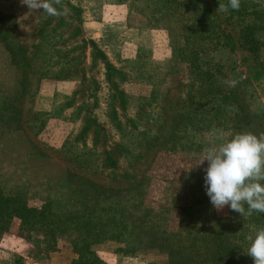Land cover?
<instances>
[{
  "label": "rangeland",
  "instance_id": "1",
  "mask_svg": "<svg viewBox=\"0 0 264 264\" xmlns=\"http://www.w3.org/2000/svg\"><path fill=\"white\" fill-rule=\"evenodd\" d=\"M251 1L75 0L78 36L71 13L0 0V264H225L193 244L223 228L237 230L236 264H254L240 238L255 219L217 211L199 164L206 147L264 132V0ZM89 40L120 70L108 72L124 109ZM107 152L117 175L100 167Z\"/></svg>",
  "mask_w": 264,
  "mask_h": 264
},
{
  "label": "clouds",
  "instance_id": "2",
  "mask_svg": "<svg viewBox=\"0 0 264 264\" xmlns=\"http://www.w3.org/2000/svg\"><path fill=\"white\" fill-rule=\"evenodd\" d=\"M21 4L27 5L31 12L43 11L57 18L71 11L63 0H21ZM240 6L241 0H228L227 5L220 3L217 10L239 11ZM221 82L229 87L238 83L236 80ZM205 160L208 162L205 187L217 211L229 206L245 219L254 212L264 213V132L259 135L237 133L226 142L206 147L199 164ZM247 240L250 242L247 255L254 264H264V227L258 229L254 237L249 235Z\"/></svg>",
  "mask_w": 264,
  "mask_h": 264
},
{
  "label": "trees",
  "instance_id": "3",
  "mask_svg": "<svg viewBox=\"0 0 264 264\" xmlns=\"http://www.w3.org/2000/svg\"><path fill=\"white\" fill-rule=\"evenodd\" d=\"M74 2H75V0H63V4L67 5L68 8L71 10L70 11L71 15L69 16L70 18L67 20L68 26H73L74 32H76V34L79 36L81 34V28H80L81 19L79 18V16L83 12V7L80 5L79 6H73L72 3L74 4ZM243 3H247V5H251L253 2L251 0H241V6L243 5ZM50 21H53V18ZM64 22L66 24V20L61 19L59 21V24H57V25L61 26L62 23H64ZM57 25H55L53 28H51L49 30L50 33L51 32H53V33L57 32L60 29ZM48 27H50V26H48ZM46 32L43 34L42 38L40 39V40H43V44L46 43L47 39L50 37V36L46 35ZM83 45H84V47H83L84 51H86L88 49L92 50L93 60H96V59L102 60L103 65H104L105 69L107 70L106 84L108 85L109 92L111 93L109 100H112V99L113 100H119L122 104V109H124L125 105H124V102H122V101H125V99H126L125 91L121 90V87H119V85H117L116 82L113 80V75H110V72H108L109 69H111V70L113 69V72L120 73V70L115 68L111 64L108 56L102 51L103 49L100 48L99 49L100 51L98 50L96 40H89L87 42H84ZM85 56H86V52H85ZM62 64L63 63L60 64L61 65L60 74L63 75L62 78L67 79L69 77H72V75H73L72 70H73L74 66L73 67H70V66L64 67ZM131 131H132V129H131ZM176 137L177 136H172V138L169 141H173L174 138H176ZM174 143H176V142H174ZM177 144H178V140H177ZM183 148H185V147H183ZM106 157L107 158L105 160V163H103V165L100 167L103 169L108 168L109 171H111V174L117 175L118 174V167H117V164H115L114 161L112 160L113 159L112 154L110 152H107ZM130 175H131L130 172L127 173V176L131 177ZM145 214L147 217H149V210H147L145 212ZM252 218L255 219V221H256V226H254V227H256L257 229L264 227V214L261 215V213H258L257 218L252 215ZM114 221H115V219H114ZM99 223H100V221H99ZM236 232H237V230L232 229V232L228 233V230L226 228H223V230H221V229L217 230L213 236H208L207 234H202V236L199 235V237H200V238H198L199 241L197 242V239H196L193 241V244L194 245L198 244L199 246L200 245L203 246L204 242L209 241L210 243L214 244L215 248H220V250L224 254V257H221L220 253L217 250H214L213 257H214L215 262H217V263L225 262V264H236L237 261H235L233 259V257H234V254L236 252H238V246L236 244H234L235 236H231V235L235 234ZM96 233H97L96 235H103V232L99 231V230ZM250 235H252V234L250 233ZM229 236H231V237L229 238ZM247 237H248V235L244 234L240 239L247 240ZM197 253H199V256H200L202 253H204V251L200 250ZM186 259L189 262V264L193 261L191 256L189 258L186 257ZM246 261H247V259H246ZM252 262H253V259H252ZM193 263H195V262L193 261Z\"/></svg>",
  "mask_w": 264,
  "mask_h": 264
},
{
  "label": "crops",
  "instance_id": "4",
  "mask_svg": "<svg viewBox=\"0 0 264 264\" xmlns=\"http://www.w3.org/2000/svg\"><path fill=\"white\" fill-rule=\"evenodd\" d=\"M169 30H167V29H159V31H156V33H159V35L157 36L158 37L157 39L162 38V40H164V39L167 40V38L169 37ZM159 42L163 43L162 41H159ZM156 43H157V40H156Z\"/></svg>",
  "mask_w": 264,
  "mask_h": 264
}]
</instances>
